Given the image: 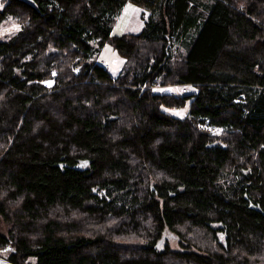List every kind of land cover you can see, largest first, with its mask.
Returning a JSON list of instances; mask_svg holds the SVG:
<instances>
[{
	"label": "trees",
	"instance_id": "obj_1",
	"mask_svg": "<svg viewBox=\"0 0 264 264\" xmlns=\"http://www.w3.org/2000/svg\"><path fill=\"white\" fill-rule=\"evenodd\" d=\"M32 1L0 0V26H18L0 38V252L264 264V215L249 208L264 212V99L244 101L264 90V0ZM128 3L148 15L116 35ZM106 45L123 60L115 76L98 61Z\"/></svg>",
	"mask_w": 264,
	"mask_h": 264
},
{
	"label": "rangeland",
	"instance_id": "obj_2",
	"mask_svg": "<svg viewBox=\"0 0 264 264\" xmlns=\"http://www.w3.org/2000/svg\"><path fill=\"white\" fill-rule=\"evenodd\" d=\"M2 7V3L0 2V8ZM141 9L137 7L136 5L132 3L126 4V6L123 8L120 15L117 17L116 24L113 28V33L116 35L120 34H136L139 33L142 29V22L140 17ZM145 15H148L147 12L143 13ZM18 29V26L14 23L12 20H8L0 26V38H5L11 36L13 33H15ZM185 48L180 46L178 48L177 53H184ZM98 61L100 64H105L108 66V70L112 74V76H115L116 73L119 71V69L122 66L123 60L118 56L116 51L109 45L104 46V48L101 50L100 55L98 56ZM47 84H51V82H47ZM194 90V88H190L188 86H168V87H160L158 88L159 92L164 93H171V94H182L183 90ZM261 97L264 99V90H247L246 91V97H244L245 104H247L248 107H251L254 102H256ZM167 113L182 118L186 113L187 109L184 108L182 110L178 109H166ZM7 225L0 219V233H5L7 231ZM166 241L171 246L176 245V238L173 234L167 233L165 235ZM8 254L3 251L0 252V264H12L7 259ZM32 263L34 260H30Z\"/></svg>",
	"mask_w": 264,
	"mask_h": 264
},
{
	"label": "water",
	"instance_id": "obj_3",
	"mask_svg": "<svg viewBox=\"0 0 264 264\" xmlns=\"http://www.w3.org/2000/svg\"><path fill=\"white\" fill-rule=\"evenodd\" d=\"M20 1L25 2L26 4L36 8V6H35V4H34V2L32 0H20ZM212 146H214V144H212L209 147H212ZM90 163H91L90 160H81V161H79V163H77L75 165H72V166H67V165H64V164H60L59 166L61 168H63L65 166V167H69V168H71L73 170L83 171V170L87 169V167L90 165ZM244 197L246 199H248L246 194L244 195ZM249 208L252 209V210H255L257 212H260V213H262L264 215V212L262 211L261 207L258 204L255 205V204H253L252 202L249 201Z\"/></svg>",
	"mask_w": 264,
	"mask_h": 264
},
{
	"label": "crops",
	"instance_id": "obj_4",
	"mask_svg": "<svg viewBox=\"0 0 264 264\" xmlns=\"http://www.w3.org/2000/svg\"><path fill=\"white\" fill-rule=\"evenodd\" d=\"M140 9H141V8H140ZM143 13H146V11H144V10L141 9L140 17H141V18H142V17L146 18L147 15H145V14L142 15ZM147 14H148V13H147ZM141 22H142V27H143V22H144V20L141 19ZM117 73H118V72H117ZM117 73H116V75H117Z\"/></svg>",
	"mask_w": 264,
	"mask_h": 264
},
{
	"label": "built area",
	"instance_id": "obj_5",
	"mask_svg": "<svg viewBox=\"0 0 264 264\" xmlns=\"http://www.w3.org/2000/svg\"><path fill=\"white\" fill-rule=\"evenodd\" d=\"M203 128H205V129H209V130L211 129L210 126H208L207 124L203 125ZM213 131H214V130H213Z\"/></svg>",
	"mask_w": 264,
	"mask_h": 264
},
{
	"label": "flooded vegetation",
	"instance_id": "obj_6",
	"mask_svg": "<svg viewBox=\"0 0 264 264\" xmlns=\"http://www.w3.org/2000/svg\"><path fill=\"white\" fill-rule=\"evenodd\" d=\"M167 233H165L164 235H166Z\"/></svg>",
	"mask_w": 264,
	"mask_h": 264
}]
</instances>
